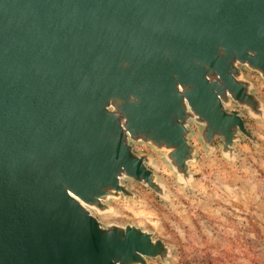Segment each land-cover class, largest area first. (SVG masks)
<instances>
[{"label": "water", "instance_id": "95a60500", "mask_svg": "<svg viewBox=\"0 0 264 264\" xmlns=\"http://www.w3.org/2000/svg\"><path fill=\"white\" fill-rule=\"evenodd\" d=\"M264 0H0V264H147L162 240L89 208L163 195L146 154L189 182L190 123L223 153L264 118Z\"/></svg>", "mask_w": 264, "mask_h": 264}, {"label": "rangeland", "instance_id": "374dc122", "mask_svg": "<svg viewBox=\"0 0 264 264\" xmlns=\"http://www.w3.org/2000/svg\"><path fill=\"white\" fill-rule=\"evenodd\" d=\"M242 70L264 111V79L246 67ZM229 108L241 110L255 142L239 135L232 154L225 155L222 139L209 148L201 138L202 126L191 122L189 143L195 154L189 162V182L167 160V151L132 143L136 154L151 159L148 167L163 195L127 178L122 183L132 197L121 194L104 201L110 208L104 213L89 208L104 227L132 225L162 240L170 251L168 257L148 258L147 264H206L210 256L227 255L233 257L226 264H248L247 240H256L253 228L261 232L258 241L264 254V118H254L234 103Z\"/></svg>", "mask_w": 264, "mask_h": 264}, {"label": "trees", "instance_id": "16d2710c", "mask_svg": "<svg viewBox=\"0 0 264 264\" xmlns=\"http://www.w3.org/2000/svg\"><path fill=\"white\" fill-rule=\"evenodd\" d=\"M251 233L255 236L256 240L255 239L247 240L248 244L246 245L247 253L245 259L248 262V264H264V254L259 248L260 243L258 241L262 239L261 232L259 229L253 228L251 230ZM232 257L233 256H228V255L223 258L210 256L206 260V264H226L228 259Z\"/></svg>", "mask_w": 264, "mask_h": 264}]
</instances>
